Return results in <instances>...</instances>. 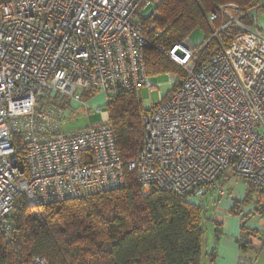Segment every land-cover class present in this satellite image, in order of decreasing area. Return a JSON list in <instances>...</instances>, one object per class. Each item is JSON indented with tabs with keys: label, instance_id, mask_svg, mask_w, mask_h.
I'll list each match as a JSON object with an SVG mask.
<instances>
[{
	"label": "built area",
	"instance_id": "built-area-1",
	"mask_svg": "<svg viewBox=\"0 0 264 264\" xmlns=\"http://www.w3.org/2000/svg\"><path fill=\"white\" fill-rule=\"evenodd\" d=\"M160 0H0V232L10 235L19 203L39 208L103 194L137 177L143 196L158 189L201 201L228 190L230 174L256 192L243 217L264 219V34L257 9L229 3L211 12L202 47L187 37L167 50L183 74L150 104L143 144L125 163L105 106L121 94L156 90L147 74L141 11ZM252 17L251 23L246 16ZM221 21L219 27L214 23ZM230 37L225 46L222 36ZM213 39L221 48L198 63ZM100 123L71 129L81 111ZM229 180V179H228ZM261 191V192H260ZM238 243L264 245V225ZM247 243V244H246ZM240 254L236 264H255ZM32 264H47L36 257Z\"/></svg>",
	"mask_w": 264,
	"mask_h": 264
},
{
	"label": "trees",
	"instance_id": "trees-1",
	"mask_svg": "<svg viewBox=\"0 0 264 264\" xmlns=\"http://www.w3.org/2000/svg\"><path fill=\"white\" fill-rule=\"evenodd\" d=\"M263 1L161 0L153 14L141 18L151 44L145 51L148 76L183 74L167 50L198 28L206 31L208 39L213 27L208 16L220 6L234 3L245 11L259 8ZM251 19L246 16L247 22ZM220 25V20L214 23ZM221 39L225 46L231 41L226 35ZM220 48L217 39L211 40L197 62L206 61ZM106 108L120 157L127 163L142 147L143 117L149 109L143 106L140 93L134 92L113 98ZM125 177V186L103 194L38 209L19 203L12 233L0 232V264H32L36 257H43L47 264H203L205 224L212 218L210 208L221 197L217 191L201 203L158 189L143 196L136 175L125 171ZM255 192L252 187L247 190L245 205ZM253 234L254 230L241 226V238ZM245 246L249 245L241 243L240 248ZM207 256L213 261V250Z\"/></svg>",
	"mask_w": 264,
	"mask_h": 264
},
{
	"label": "crops",
	"instance_id": "crops-1",
	"mask_svg": "<svg viewBox=\"0 0 264 264\" xmlns=\"http://www.w3.org/2000/svg\"><path fill=\"white\" fill-rule=\"evenodd\" d=\"M257 18L258 27L264 34V1L257 9ZM228 179L229 180H226V178L224 180L221 179V185L224 186L225 183H229L236 188L237 184L240 183L234 177L230 176ZM231 193L232 190L227 197H220L215 206L210 208L212 218L207 223L213 226V238L211 237L210 240L208 235L206 250H204L205 257L202 262L203 264H236L238 256L244 254L249 257H257L255 264H264V246L259 248L257 245H250L240 248V244L238 243L242 225L247 229L257 226L262 227L264 225V219L259 215H250L243 219V215L240 214L242 197L236 198L235 195L233 197ZM208 196L209 195H206L200 203L205 200L207 201ZM212 250L215 256L214 260L210 261L207 255ZM261 258L262 261L260 262Z\"/></svg>",
	"mask_w": 264,
	"mask_h": 264
},
{
	"label": "rangeland",
	"instance_id": "rangeland-1",
	"mask_svg": "<svg viewBox=\"0 0 264 264\" xmlns=\"http://www.w3.org/2000/svg\"><path fill=\"white\" fill-rule=\"evenodd\" d=\"M155 10V4H152L141 11L140 17L142 19L149 17L151 14H153ZM189 39L192 41L193 44H196L200 47L204 45V43L208 40L207 39V33L201 28L196 29L194 32L191 33ZM207 39V40H206ZM175 74V73H174ZM173 73H165L161 74L156 77H150L152 80L154 86L156 87V90L150 92V90L147 87H142L140 90V98L143 106L145 108L149 107L150 104H156L160 101L159 93H161L164 96H168L169 92L167 85L170 82L171 75H174ZM178 76V74H175ZM106 97L103 93H96L92 99L88 102V105L91 109H94L96 107L102 106L103 111H107V108L105 106ZM87 111L82 110L80 115H78L70 124L71 129H77L82 128L89 123H100L103 120V116L101 113H90V115H85ZM225 178H222L224 180ZM238 186V187H237ZM236 188L234 185L225 183L224 188L228 189V195L229 192L232 190V195L236 198H241L245 196V185L243 183L237 184ZM231 195V196H232ZM241 196V197H240ZM208 235L211 240V237L213 238V226L210 223L205 224V237H204V250H206V244L208 242ZM264 246V245H263ZM257 250V249H256ZM262 251V250H261ZM260 251V252H261ZM264 256V255H263ZM262 261V258L260 259V262Z\"/></svg>",
	"mask_w": 264,
	"mask_h": 264
},
{
	"label": "bare ground",
	"instance_id": "bare-ground-1",
	"mask_svg": "<svg viewBox=\"0 0 264 264\" xmlns=\"http://www.w3.org/2000/svg\"><path fill=\"white\" fill-rule=\"evenodd\" d=\"M160 2H161V0H160ZM160 2H159V3H160ZM159 3H158V4H159Z\"/></svg>",
	"mask_w": 264,
	"mask_h": 264
}]
</instances>
